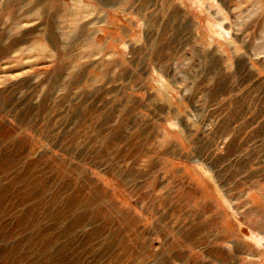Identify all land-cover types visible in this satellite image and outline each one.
Returning <instances> with one entry per match:
<instances>
[{"label": "rangeland", "instance_id": "obj_1", "mask_svg": "<svg viewBox=\"0 0 264 264\" xmlns=\"http://www.w3.org/2000/svg\"><path fill=\"white\" fill-rule=\"evenodd\" d=\"M0 264H264V0H0Z\"/></svg>", "mask_w": 264, "mask_h": 264}]
</instances>
